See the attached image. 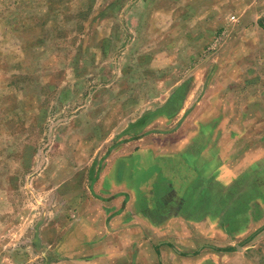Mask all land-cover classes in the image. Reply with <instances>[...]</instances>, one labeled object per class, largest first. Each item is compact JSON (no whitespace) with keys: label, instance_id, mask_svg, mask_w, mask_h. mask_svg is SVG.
Returning <instances> with one entry per match:
<instances>
[{"label":"rangeland","instance_id":"374dc122","mask_svg":"<svg viewBox=\"0 0 264 264\" xmlns=\"http://www.w3.org/2000/svg\"><path fill=\"white\" fill-rule=\"evenodd\" d=\"M261 16L264 0H0L1 264L13 263L7 250L37 253L24 237L50 189L66 197L92 169L98 183L157 117L153 94L165 77L209 74L218 33ZM143 152L128 159L127 171L141 172L137 187L158 172L140 163Z\"/></svg>","mask_w":264,"mask_h":264},{"label":"crops","instance_id":"0c3cea01","mask_svg":"<svg viewBox=\"0 0 264 264\" xmlns=\"http://www.w3.org/2000/svg\"><path fill=\"white\" fill-rule=\"evenodd\" d=\"M211 58L209 74L165 77L146 111L157 117L98 183L92 169L66 197L50 189L24 237L38 254L7 250L6 264H264V16L220 31ZM139 149L141 164L158 165L143 187L127 171Z\"/></svg>","mask_w":264,"mask_h":264}]
</instances>
